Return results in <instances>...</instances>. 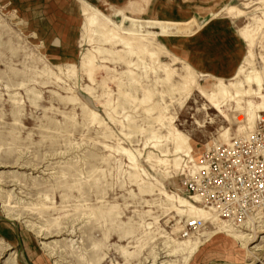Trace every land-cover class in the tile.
<instances>
[{
	"label": "rangeland",
	"instance_id": "1",
	"mask_svg": "<svg viewBox=\"0 0 264 264\" xmlns=\"http://www.w3.org/2000/svg\"><path fill=\"white\" fill-rule=\"evenodd\" d=\"M83 1L106 19L107 29L115 24L146 34L142 43L159 65L117 39L109 42L98 28L83 26L80 43L68 47L51 45L52 30L30 37L22 9L0 0V264L11 258L12 264H263L264 222L224 227L239 240L214 234L217 224H226L216 217L183 234L185 215L156 187L191 201L178 189L197 171L174 152L166 127L154 118L162 108L152 106L168 105L198 164L215 146L244 136L248 131L238 129L245 110L235 102L226 103L223 117L197 91L179 104L169 90L186 71L206 88L213 76L228 85L248 50L252 67L264 75V0ZM231 5L242 14L220 12ZM148 17L194 22L159 34Z\"/></svg>",
	"mask_w": 264,
	"mask_h": 264
},
{
	"label": "bare ground",
	"instance_id": "2",
	"mask_svg": "<svg viewBox=\"0 0 264 264\" xmlns=\"http://www.w3.org/2000/svg\"><path fill=\"white\" fill-rule=\"evenodd\" d=\"M81 3L83 5L82 12H83V15H84V27L86 28V30H88V29L90 30L91 28H98L100 30V32H102L101 34L104 35L103 37H106L107 40L110 39L112 41V39H117L118 42L122 43L123 46L128 49L129 53H131V54H137L138 57H141L140 56L141 54H143V55L146 54L149 58H151L154 61V63L155 62H158V65H159V60L157 59L158 58L157 55L154 52L149 51L148 49H146L144 43H142V42H144V36H146V34L139 33L137 30H134V29H124L123 30L120 27V25H115L113 23H112L113 24V28H111L109 30V29H107V27L105 25L106 19L103 16H101L94 8H92L88 4H86L85 1L81 0ZM223 10L226 13H230V14H242V11L240 9H238L237 7L233 6V5H231V6H224ZM126 19L131 20L132 22H135V23L141 22V20L134 19V18H128L127 17ZM258 21H259V26L258 27L259 28H262L263 21L261 20V18L258 19ZM153 35H156V34H153ZM244 37H245V39H247V35H244ZM104 42H106V40ZM90 59H92V57ZM252 59H253V54L249 51L248 52V56L244 60L243 64L239 67L236 75L232 78V81L228 85L224 84L221 79H216V82H214L209 88H206V87L200 85L199 83H197L195 81V79L192 76V73L190 71H186L184 74L180 75L178 81L171 86V88L169 90V94L171 96V99H173V98L175 99L177 97L176 98L177 101L180 100L179 101L180 102L179 104H182V102L185 99H187L192 94L193 91H197L206 100V102H208L210 104V106L212 108H214L223 117H227V113H225V110L223 109V107H225L226 103L235 102V104L237 106V110H238V108L239 109L240 108L244 109L245 110V115H246V121L239 126L238 131H240V132L248 131L249 132V131H251L253 129V127L255 125V121H256V117H257L258 113L260 111H264V75H263V73H262L261 70H258L256 68L252 67ZM140 60L142 61V63L144 65H146V63L143 61V59H140ZM175 60H177V59H175ZM88 61H89V59H88ZM130 62H132V60ZM142 63H141V65H143ZM149 65H151V64H149ZM162 71H163L164 75H166L167 77H169V75H170V69L168 68L167 65H164V68L162 69ZM130 74L132 75V77H135V76H133V73L130 72ZM166 76H164V77H166ZM243 85H247V88L246 89H242V86ZM245 98H247V100ZM250 99H258V100L255 101V103H254L253 100H250ZM144 102H146V101H144ZM242 102L245 105L244 108H243V106L240 107V105H239ZM84 106L86 108H88L87 105L84 104ZM158 107H161L162 108L161 111L163 113L162 112L161 113H157L154 118H155V120H157L159 122V124H161V125H163V126L166 127V135H167V138L170 139V141L173 144L174 152L175 153L183 154V156L188 157V159L190 160V162H193L191 166L194 167L196 169V171H197L196 173H198V171L201 169L202 165L201 164H198L197 162H195V159L193 158V155L191 154L192 147H191V144L189 142V138H187L184 134H182L172 124V121L174 120L173 119L174 117L172 115H167L168 105H166L165 103H161V102L158 101L155 104H153V106H152L153 110H155V108H158ZM91 113L93 115H97L98 114L97 112H94V111H91ZM220 136L222 138H225L226 139V137L228 136V129H224V131L220 133ZM157 140H158V138H157ZM159 140H160V138H159ZM151 147H152V144H151ZM126 151H127V149H126ZM124 153H126V152H124ZM129 158L132 160V162L135 165V167H138V165L136 164V159H134L131 156H129ZM148 162L150 163V161H148ZM153 164H155V163H153ZM161 164H162V162H161ZM176 167H178V166H176ZM140 170L146 175V172H145V170L143 168H140ZM156 190L158 191L159 194H161L162 196H164V198L166 199V201H168L176 209V212L185 215V217H186V220L185 221H189V220H193V219H201L204 222L206 220L214 219V217H216L211 212V208H204V207L201 208V207H198V206H196V205L193 204V202L197 204V203H199V202L202 201V199H201V197H200L199 194H191L190 196H188L187 198L191 199V201H190V200H188L186 198H183V197H180L179 195H176L174 193H168V192L164 191L163 189H161L159 187H156ZM213 221H215V219ZM205 224L202 227L203 229L206 228ZM227 225L228 224H225L224 226L223 225H219L218 226V224H217L216 225V231L214 232V234L222 233V232H227V235L229 237H231L233 240H239L238 239L239 237H238L237 234H235L233 232L231 233L227 229H224V227L227 226ZM249 225L250 224L246 225L243 228H247ZM252 225H250V226H252ZM243 228H241V229H243ZM201 229H199V230H201ZM41 234L38 235V236H41ZM189 241L190 240L188 239L186 242H189ZM195 243H197V242H195ZM193 244H194V242H193ZM194 249L195 248L192 246L191 249H190V252L188 254L191 255L192 252L194 251ZM263 249H264V247L262 248V250ZM187 258H188V256L186 257V260H187ZM11 259L8 261L9 264H12L13 263V261ZM184 264H185V261H184Z\"/></svg>",
	"mask_w": 264,
	"mask_h": 264
},
{
	"label": "built area",
	"instance_id": "3",
	"mask_svg": "<svg viewBox=\"0 0 264 264\" xmlns=\"http://www.w3.org/2000/svg\"><path fill=\"white\" fill-rule=\"evenodd\" d=\"M201 165L198 173L180 183L179 192L187 197L199 194L201 206L232 227L264 222V111L251 131L207 152ZM204 224L201 219L186 221L183 234Z\"/></svg>",
	"mask_w": 264,
	"mask_h": 264
},
{
	"label": "crops",
	"instance_id": "4",
	"mask_svg": "<svg viewBox=\"0 0 264 264\" xmlns=\"http://www.w3.org/2000/svg\"><path fill=\"white\" fill-rule=\"evenodd\" d=\"M9 1L15 2L18 5V7L22 9V14H23L22 21L24 24V29L26 30V32L30 37L39 36V33L42 34V32H47L48 30L49 31L52 30L56 34V38L54 39L55 37L54 35L53 37L54 41L53 43H51V45L53 46L62 45L68 47V46H74L76 45V43L78 45V42L80 43L81 37L79 38V36H81L80 33L84 28L83 27L84 15L82 12L81 0H9ZM223 8L224 7L220 9V12L224 11ZM240 15L241 14H234V16H240ZM78 16L79 17L81 16V19H79ZM144 21L158 23L159 25L158 29L160 31L159 34H164V33H168L170 29L173 28L176 30H186V29L188 30L190 29L191 24L194 22V19L184 22H177V21L148 17ZM242 30L243 28H240L239 30L240 34L242 35L243 40L247 43ZM44 39L47 38L44 37ZM248 52L249 50L246 52L245 56H243V60L241 61V63L235 68L236 70H234L230 79H232L236 75L239 67L243 64L244 60L248 56ZM171 56L174 59H177L176 56L173 55ZM184 63L195 72V70L187 62L184 61ZM200 75L206 76L207 74L201 73ZM213 78L223 80L221 77L213 76ZM210 238H208V240Z\"/></svg>",
	"mask_w": 264,
	"mask_h": 264
}]
</instances>
